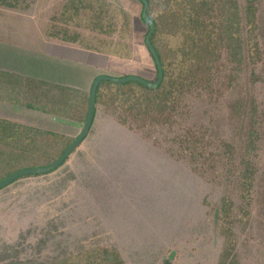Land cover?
Listing matches in <instances>:
<instances>
[{
    "label": "rangeland",
    "instance_id": "374dc122",
    "mask_svg": "<svg viewBox=\"0 0 264 264\" xmlns=\"http://www.w3.org/2000/svg\"><path fill=\"white\" fill-rule=\"evenodd\" d=\"M110 1L25 0L26 10L0 8V44L18 50L15 60L0 61V67L76 86L87 84V76L95 74L153 81L152 59L144 46L147 29L137 1L113 0L132 16L130 45L121 49L127 60L108 55L113 42L106 35L108 26L98 30L104 34L99 37L91 11L79 14L74 7L82 3L105 11ZM68 27L71 34L80 33L79 41L57 36ZM5 49L9 47H0ZM19 49H29V62L20 61L19 55H25ZM46 53L82 67L75 66L64 78L57 72L49 77L55 70H44ZM261 68L257 73L263 81L254 86L253 95L264 109V64ZM91 84L82 86L85 92ZM191 107L190 123L201 125L212 117L213 138L240 142V124L226 118L225 104L199 100ZM0 118L71 136L82 129L2 104ZM259 153L264 171V149ZM235 182L217 188L207 185L173 155L98 110L87 138L64 166L53 173L25 176L0 190V258L7 259L0 264H37L67 247L76 251L97 245L115 247L125 264H216L223 240L215 208L226 192L237 200ZM258 196L256 191L255 200ZM255 207L246 229L237 224L233 230L239 264H264V214L262 207ZM6 244L13 247L8 256L3 255Z\"/></svg>",
    "mask_w": 264,
    "mask_h": 264
},
{
    "label": "trees",
    "instance_id": "16d2710c",
    "mask_svg": "<svg viewBox=\"0 0 264 264\" xmlns=\"http://www.w3.org/2000/svg\"><path fill=\"white\" fill-rule=\"evenodd\" d=\"M135 1L143 9V4ZM146 1L148 18L155 25L150 41L162 66V82L156 89L136 82H101L96 90L94 120L101 110L162 152L173 155L213 188L236 181L237 200L226 192L215 208V222L223 240L216 264H239V243L233 230L237 224L246 229L256 204L264 214V171L259 166V152L264 149V109L258 107L253 95L254 86L263 81L257 72L264 64V0ZM24 3L25 0H0V8L26 10L29 6L24 7ZM107 3L108 8L102 11L72 2L79 14L91 11L97 24L96 35L101 37L103 33L98 34V30L108 26L106 35L113 40L108 55L127 60L121 49L130 45L132 16L113 0ZM140 21L148 33L149 25L141 16ZM68 28L64 33L58 31L57 36L79 41L80 33L71 34ZM144 46L150 54L145 40ZM151 59L155 81L157 67L152 56ZM89 97L90 91L0 70V104L53 121L63 120L73 124L72 129L83 128ZM199 100L225 104L226 118L240 124L237 145L213 138L212 117L201 125L189 122L191 105ZM77 136L0 118V181L24 169L51 165ZM27 163L32 165L25 167ZM11 248L6 244L3 255L8 256ZM67 248L37 264H125L115 247L97 245L76 251ZM16 255L20 257V252ZM5 260L0 258V262Z\"/></svg>",
    "mask_w": 264,
    "mask_h": 264
},
{
    "label": "water",
    "instance_id": "95a60500",
    "mask_svg": "<svg viewBox=\"0 0 264 264\" xmlns=\"http://www.w3.org/2000/svg\"><path fill=\"white\" fill-rule=\"evenodd\" d=\"M143 4V9L141 13V17L143 21L149 25V31L145 37V45L148 48L152 58L154 59L155 65L157 67V79L155 81H146L141 78L136 77H125V78H113L106 75H100L97 77L94 82L91 85L90 89V97H89V110H88V116L86 119V122L81 129V132L76 137V139L73 141V143L65 150V152L61 155L59 159H57L54 163H52L49 166L41 167V168H31V169H24L21 171H18L11 176L7 177L6 179L0 181V189L10 185L17 179L23 178L25 176H31V175H43V174H49L56 169H58L72 154V152L82 143V141L85 139L87 134L89 133L93 120H94V114H95V108H96V90L98 85L101 82H110L112 84H126L129 82H136L139 84H142L146 86L149 89H156L163 79V70L160 63V60L151 44V36L153 35L155 31V25L154 23L148 18L147 11H148V3L146 0H138ZM172 258V257H170Z\"/></svg>",
    "mask_w": 264,
    "mask_h": 264
},
{
    "label": "crops",
    "instance_id": "0c3cea01",
    "mask_svg": "<svg viewBox=\"0 0 264 264\" xmlns=\"http://www.w3.org/2000/svg\"><path fill=\"white\" fill-rule=\"evenodd\" d=\"M8 44H10V43H8ZM12 45H16V44H13L12 43ZM2 46L9 47V49H7V50L5 49L4 51H1L0 50V61H3V63L4 62L7 63L9 61L11 63V60L13 61V59L17 57V54L15 52H17L18 50L17 49H14L13 46L5 45V44H0V47H2ZM10 47H12V48H10ZM19 50H20V52H22L21 54L25 55V56L19 55L20 56L19 57L20 58V61H28L29 62V49H19ZM35 52L36 51H33V53L38 56V54L35 53ZM52 55L53 54H47L46 53V54L43 55L44 57H42V59H43L42 60V63L44 62L43 63L44 70H47L48 72H53L51 69H54L55 70L53 72V74L52 73L49 74V77H51V76H54V77L57 76L56 75V72H57L58 75H60L61 77L64 78L66 73H72V72H74V71H72V69H74L75 66H76V68L77 67H82V65H77V64L71 62L73 60L64 61L63 59L61 60V59L55 58V57H53L55 55H53V56ZM49 61L50 62H53V64L50 63ZM38 67L41 70V68H40L39 65H38ZM83 68H84V66H83ZM0 70H5V71L11 72L12 69H8L7 70L6 68L0 67ZM95 71H98L97 68H95ZM60 76H58V79H60ZM35 77L37 78V76H35ZM87 77H88V80H89V81H87V84H85V85H80L79 84L80 86L72 85V84L66 83V82H65V84H61L60 81L58 82L57 80H53V79H49V78H47V81H50V82H53V83H57V84H61V85H65V86H69V87H73V88H79L81 90H84V88L82 86H84V87L87 86L88 87L91 83H93L94 79H96V77H98V74L89 75ZM44 79L46 80V78H44ZM68 80H71V79H68ZM84 91H86V90H84Z\"/></svg>",
    "mask_w": 264,
    "mask_h": 264
}]
</instances>
